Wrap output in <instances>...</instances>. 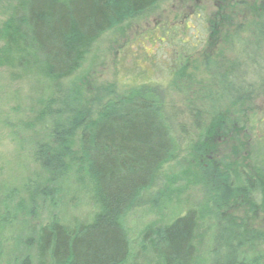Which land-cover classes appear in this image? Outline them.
I'll use <instances>...</instances> for the list:
<instances>
[{
    "label": "trees",
    "instance_id": "1",
    "mask_svg": "<svg viewBox=\"0 0 264 264\" xmlns=\"http://www.w3.org/2000/svg\"><path fill=\"white\" fill-rule=\"evenodd\" d=\"M159 1L25 0L0 26V67L8 68L14 80L35 71L55 82L51 97L42 101V118L48 124L43 140L32 149L34 160L49 173L52 185L75 179L95 207L88 223L67 226L52 219L37 226L28 239L16 238L13 248L21 256H12L13 264L32 263L25 248L34 249L36 264H198L207 216L214 223L207 264H264V250L251 256L246 249L257 240L264 247V234L256 237L255 231L247 232L244 222L239 224L231 215L225 218L222 211L237 196L261 202L264 180L241 166L234 171L228 164L206 163L210 149L204 143L212 124L216 128L212 134L219 127L225 129L231 109L251 98L256 80L250 83L242 77L240 94L226 105L218 100L223 90L213 70L218 63L210 64L214 82L195 93L199 97L188 103L189 117L182 109L176 111L160 85H128L121 96L117 89L118 93L110 91L85 106L61 83L82 68L96 40L149 12ZM236 41L237 52L248 43ZM233 64H226V73ZM201 155L206 159L197 162L195 180L205 207H188L183 215L148 227L137 238L129 216L145 202L169 201L182 170L180 162ZM17 198L14 190L0 184V247L10 240L2 234L26 210Z\"/></svg>",
    "mask_w": 264,
    "mask_h": 264
},
{
    "label": "rangeland",
    "instance_id": "2",
    "mask_svg": "<svg viewBox=\"0 0 264 264\" xmlns=\"http://www.w3.org/2000/svg\"><path fill=\"white\" fill-rule=\"evenodd\" d=\"M24 1L0 0L1 27ZM258 25H264V0H160L149 12L96 40L82 68L61 81L85 106H92L110 91L118 93L117 89L121 96L128 85H160L176 111L182 109L189 117L188 103L199 97L195 93L214 82L210 64L218 63L213 69L223 83L218 100L226 105L240 94L242 77L250 83L256 80L251 98L231 109L227 127H219L214 134L215 126L210 127L204 141L210 149L207 159L201 155L180 162L183 171L176 175L178 183L172 198L161 204L155 200L145 202L129 216L137 238L146 228L183 215L188 207H205L200 184L195 180L199 159L203 163L215 161L219 166L228 164L234 171L241 166L264 180V28L256 30ZM236 40L248 43L237 52ZM231 61L233 67L226 73V64ZM11 73L0 67V184L14 190L25 212L31 213L28 216L22 212L17 224L2 234L10 240L0 247L4 252L0 264H13L11 258L21 256L13 248L16 238L28 239L37 226L52 219L67 226L88 223L95 213L86 190L75 179L52 185L49 173L34 160V144L43 140L48 124L42 118V101L51 97L55 82L35 71L21 80L12 79ZM194 134L197 136L196 131ZM222 211L225 218L231 215L238 218L239 224L244 222L243 227L247 232L255 231L256 237L264 234V198L254 203L237 196ZM205 219L209 221L203 223L198 264L208 263L213 241L214 223L208 216ZM254 242L253 248L247 245L246 249L251 256H258L264 247L258 240ZM24 252L30 253L31 264H36L34 249L25 248Z\"/></svg>",
    "mask_w": 264,
    "mask_h": 264
},
{
    "label": "flooded vegetation",
    "instance_id": "3",
    "mask_svg": "<svg viewBox=\"0 0 264 264\" xmlns=\"http://www.w3.org/2000/svg\"><path fill=\"white\" fill-rule=\"evenodd\" d=\"M235 1H236V0H235ZM237 1H239V2H240V0H237ZM228 2H230V0H228ZM236 58H237V57H236ZM226 72H227V70H226ZM261 84L263 85V84H264V82H263V83H261ZM253 89H254V88H253ZM253 89H252V90H253Z\"/></svg>",
    "mask_w": 264,
    "mask_h": 264
}]
</instances>
